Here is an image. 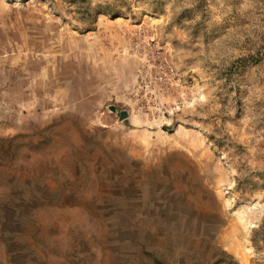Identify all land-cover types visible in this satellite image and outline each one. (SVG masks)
I'll list each match as a JSON object with an SVG mask.
<instances>
[{"label": "rangeland", "instance_id": "1", "mask_svg": "<svg viewBox=\"0 0 264 264\" xmlns=\"http://www.w3.org/2000/svg\"><path fill=\"white\" fill-rule=\"evenodd\" d=\"M91 7L0 0V264H264V0Z\"/></svg>", "mask_w": 264, "mask_h": 264}, {"label": "trees", "instance_id": "2", "mask_svg": "<svg viewBox=\"0 0 264 264\" xmlns=\"http://www.w3.org/2000/svg\"><path fill=\"white\" fill-rule=\"evenodd\" d=\"M52 1V0H51ZM69 5H74L78 9V21L82 24L83 30H88L93 25L92 15L95 10V7H91V0H58ZM99 7V6H98ZM97 8V7H96ZM103 13L110 16L118 14L117 11L109 8L103 7Z\"/></svg>", "mask_w": 264, "mask_h": 264}, {"label": "water", "instance_id": "3", "mask_svg": "<svg viewBox=\"0 0 264 264\" xmlns=\"http://www.w3.org/2000/svg\"><path fill=\"white\" fill-rule=\"evenodd\" d=\"M110 110L111 111H114L115 109H114V107H110ZM125 116H126V113L125 112H122L121 113V116H120V119L124 118Z\"/></svg>", "mask_w": 264, "mask_h": 264}]
</instances>
